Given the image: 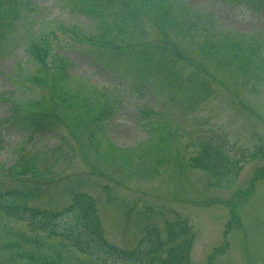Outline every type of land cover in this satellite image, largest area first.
<instances>
[{
    "label": "rangeland",
    "instance_id": "obj_1",
    "mask_svg": "<svg viewBox=\"0 0 264 264\" xmlns=\"http://www.w3.org/2000/svg\"><path fill=\"white\" fill-rule=\"evenodd\" d=\"M96 2L2 6L19 17L0 21V186L37 184L31 205L46 209L86 192L121 249L147 226L165 237L185 222L189 264H264V179L242 194L264 170V0ZM31 40L48 42L46 69L31 59ZM59 84L72 97L53 96ZM28 100L40 102L47 128L24 122L30 110L18 105ZM217 142L225 163L190 167L203 143ZM34 235L0 217V264H88Z\"/></svg>",
    "mask_w": 264,
    "mask_h": 264
},
{
    "label": "trees",
    "instance_id": "obj_2",
    "mask_svg": "<svg viewBox=\"0 0 264 264\" xmlns=\"http://www.w3.org/2000/svg\"><path fill=\"white\" fill-rule=\"evenodd\" d=\"M7 1H0V21L8 16L19 17V15L9 13L2 15V6L6 10L15 6L13 12L22 10L19 3L7 7ZM96 1L104 2L105 0H93V10L97 4ZM112 1L106 0L109 5ZM148 1L150 0H142V3ZM130 17L134 18L133 15ZM29 43L28 51L31 59L39 63L42 70L46 69V58L49 55L48 42L31 40ZM115 48L119 49V47ZM64 65V62H61L58 71L62 79L66 75ZM54 77H56V73ZM39 80L41 81L38 77L34 79V81ZM51 94L57 97L62 96V94L66 95L65 97H72L67 95L60 84L59 87L51 88ZM62 101L65 103L64 99ZM94 101L99 102L100 99L96 98ZM24 106L26 110H30L29 116L25 117L24 122L31 125V121H33L35 122L32 125L33 129L41 130V123L38 121L39 115H43L40 102L28 100L27 103L18 105V109H23ZM104 112L106 111L104 110ZM77 114L80 115V113ZM49 125L50 122H47L42 126L47 128ZM201 146L202 149L199 155L189 159L191 168L207 170L215 167L218 163L226 162L222 145L218 142L203 143ZM232 162L240 163L238 160ZM261 177L264 179V170L256 172L249 188L242 194L249 197L253 192L256 181ZM42 194L43 188L37 184L0 186V217L28 225L31 231L35 233L33 238L29 239L35 243H43L41 235H45L48 239H58L63 243L62 247L67 253L75 251L74 254L84 255L89 259L88 264H189V252L193 235L190 232V227L185 222L180 223L177 228L173 224H168L165 237L161 235L155 226H147L135 247L121 249L109 243L104 236L97 215L96 202L89 194L83 191L75 192L69 202L60 209H46L31 205ZM231 215L235 216L236 214L231 211ZM231 221L234 222V220ZM228 224H231V222H228ZM18 236L22 237L24 241H29L21 234H18ZM226 249L227 243L221 248H216L215 253H223ZM24 255L29 259H33V255L28 254V252ZM37 262L40 264H53L44 256H39Z\"/></svg>",
    "mask_w": 264,
    "mask_h": 264
}]
</instances>
